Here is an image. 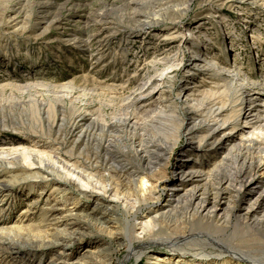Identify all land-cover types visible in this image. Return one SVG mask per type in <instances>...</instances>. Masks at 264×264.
<instances>
[{
  "label": "rangeland",
  "instance_id": "374dc122",
  "mask_svg": "<svg viewBox=\"0 0 264 264\" xmlns=\"http://www.w3.org/2000/svg\"><path fill=\"white\" fill-rule=\"evenodd\" d=\"M87 41L88 47H84ZM197 53H203L202 57L197 59ZM205 58L212 64L208 65ZM193 59H197V67H189ZM149 80H156L157 94L153 97L160 100L158 107L165 113L155 119L152 114L133 109L128 101ZM239 85L246 90L258 85L264 89V0H0V152L28 147L41 155L56 151L63 158L94 162L99 169L96 174H105L106 179L109 176L105 154L109 149L116 163L134 173L120 179L128 184L121 193L126 196L124 199L137 198L133 188L140 177H147L154 184L152 195L149 194L152 199L147 203L140 202L131 211L113 203L106 210L110 218H118L116 231L108 229L118 232V236L112 240L104 238L95 247L112 242L110 261L114 264L126 254L122 243L127 241L128 223H136L134 213L145 216L148 206L162 202L167 192L164 185L155 184L148 159L136 154L139 137L157 139L164 147L176 143L173 156L164 167L166 180L172 177L179 159L212 167L223 152L204 151L199 156L190 153L188 145L197 141L196 136L193 140L184 134L183 129L190 122L187 111L193 106L197 109L196 102L206 97L207 102H216L222 108L223 120L241 125L242 120L238 121L234 112L241 100L236 99L248 102L246 95L250 92L241 97L237 92ZM126 115L132 116L134 123L125 125ZM81 117H85V123L77 130L75 121ZM252 147L246 142L235 149L228 165L215 175L233 179L243 163L238 153L246 157L252 154ZM14 162L24 163L22 159ZM261 162L258 176L262 185L253 200L264 188V155ZM5 169V164L0 163V233L5 222L25 224L29 219L42 218L44 200L65 197L66 192H59L61 182L55 179L40 181L7 174ZM69 191H73L72 187ZM234 193L232 190L225 194L219 217L210 221L213 224L219 220L224 229L216 233L206 227L198 230V219L187 233L200 232L206 240L209 235L218 238L224 248L214 246L215 252L228 249L256 254L263 248L240 242L241 235L249 234L252 221L242 219L245 200ZM262 197L258 219L264 218ZM66 198L71 199L69 195ZM77 201L83 214L99 217L95 213L98 209L88 200ZM67 209L57 216L66 217ZM50 221L43 224L49 225ZM167 233L161 226L146 231L145 237L161 238ZM25 241L6 240L12 251L30 255L24 263L71 264L72 260L57 262V250L43 253L32 242L21 248ZM87 246L85 243L78 247L71 258L82 254ZM205 246L212 248L209 243ZM128 264L147 263L145 259L138 263L133 258Z\"/></svg>",
  "mask_w": 264,
  "mask_h": 264
},
{
  "label": "bare ground",
  "instance_id": "6f19581e",
  "mask_svg": "<svg viewBox=\"0 0 264 264\" xmlns=\"http://www.w3.org/2000/svg\"><path fill=\"white\" fill-rule=\"evenodd\" d=\"M87 43L88 41L84 43V47L87 46ZM202 55L203 53H197V59L201 58ZM197 59L190 60L189 67H197ZM203 60L208 65L212 64V60H207V58ZM233 74L235 76V73ZM254 84L257 86L256 83ZM243 86L239 85L237 92L240 93L241 97L250 92L246 95L249 97V101L242 102V98L236 99V101H241L237 111H234L238 121L242 120L241 125L228 124L226 118L225 120L222 119L224 117L221 118L222 108L216 102L211 100V102H207L206 97H204V100L196 102L198 103L196 105L197 109H194L195 106H193V110L189 109L187 111L190 122L185 127L183 126L184 134L191 136L193 140L196 136L197 141L195 145H188L190 153L199 156L198 154L204 151L210 154L219 150L223 152L221 158L218 161L216 160L217 162L212 167H205L204 164H199L196 161L187 162L179 159L172 177L170 180H166L164 167L171 160L176 143L171 147H164L156 142L157 139L154 141L143 136L137 138V149L134 147L136 154L138 157L143 154L141 158L146 157L148 159L147 165L151 176L153 175L156 179L155 184L164 185L165 187H163L167 192L162 202L148 206L145 216L138 217L136 215L138 211H134L133 217L136 223H128L126 227L127 241H125V244L122 243V246L126 248V254L122 258H118L115 264H128L133 258L138 263L145 259L147 264H264V218H256L262 206L264 188L259 192L257 199L253 200L260 185H262L258 171L262 164L261 158L264 155V94L262 93L264 89L258 85V87L253 86L251 89L246 90V87ZM156 88V80H149L143 84L140 87L139 94L129 98L130 107L142 110L147 115L152 114L153 119L159 115H165L164 110L158 107L161 104L160 100H155L156 98L153 97L157 94ZM185 96L190 97L189 94ZM194 101L193 99L192 102ZM192 104L195 105V102ZM133 120V117L128 115L123 121L128 126L130 123H134ZM160 120L162 121V119ZM83 123H85V117L76 120L75 129L81 128ZM111 125L108 124V126ZM175 129L173 128L174 131ZM180 129L181 127L177 128V130ZM246 142L253 145L252 149L249 150H252V154L250 152L247 155L249 157H243L244 155L241 152L238 153V157L243 158V163L241 168L236 171L233 179L216 176L215 172L228 165L232 152L239 149ZM107 150L105 169L109 177L106 179L105 174H96L99 169L96 164H93L94 162L82 163L81 160L63 158L55 153L56 151L41 155V153H35L28 147L17 149L14 152H0V163L1 166L5 164L7 174H19L40 181H47L52 178L61 182L58 185L61 188L59 192H66L65 197L61 195L60 198L49 202L44 200L42 205L44 215L42 218L29 219L25 224L7 225V222L2 224L4 231L0 233V264H36L24 263L30 255H19V252L8 248L6 246L8 238H25L26 241L21 244V248L30 246L32 242L36 247H41L43 253L57 250L58 252L55 254L57 262L65 263L72 260L71 264H114L110 261L112 258L111 252L113 251L112 242L108 243L107 246L102 245L98 249L95 247L104 238L112 240L118 236L116 235L118 232H115L119 223L118 218H110V213L107 214L106 210H109L108 208L115 204L122 208H129L131 211V209L136 208V205L139 206L140 202L147 203L152 199L149 194H151L154 184H150L146 179L147 177H140L135 181L133 188L137 198L133 201L124 199L126 196L122 197L121 193L128 189V184L120 181V179L134 173L116 163V159L114 160L112 156L113 153L111 155L109 149ZM20 159L24 163L14 162V160ZM108 162H112L115 166ZM154 171H159V174H154ZM55 187L57 186L55 185ZM71 187L73 191L67 193V189H71ZM229 188H231V191ZM232 190L235 192L234 195L238 198L243 197L245 200L241 211L242 219L252 221L249 234L241 235L240 242L255 243L257 247L263 248L259 251L260 253L252 254L241 250H229V252L228 249L215 252V247L224 248L218 238L209 235L206 240V238L200 237V232L187 233V228L189 226L194 227L198 219V230L206 227L207 230H214L216 233L224 229L223 223L219 220H216L213 224L210 221L212 218L219 217L217 215L222 208L224 196L230 194ZM130 192L128 191V193ZM68 195L71 199L66 198ZM79 198H85L93 208H97L99 212L95 213L99 217L93 218L89 214H83L79 206L80 203L77 201ZM259 198L261 199L260 203L257 202ZM66 208H68L69 214H66V217H58L57 215ZM74 215L77 216L76 219H73ZM49 220H51V224H43V222H49ZM161 226H164L169 233L161 238L145 237L146 231ZM109 228L115 229V231L109 232ZM190 242H198V244L192 245ZM85 243L88 245L85 251L75 258H71L73 252ZM208 243L211 244L212 248L205 246ZM215 243L221 246L214 245ZM226 254L230 255L227 256Z\"/></svg>",
  "mask_w": 264,
  "mask_h": 264
}]
</instances>
